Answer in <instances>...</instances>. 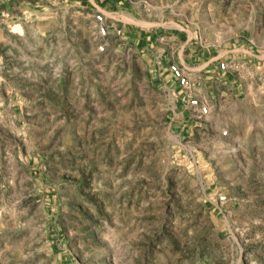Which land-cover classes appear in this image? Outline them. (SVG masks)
Instances as JSON below:
<instances>
[{"label":"rangeland","instance_id":"374dc122","mask_svg":"<svg viewBox=\"0 0 264 264\" xmlns=\"http://www.w3.org/2000/svg\"><path fill=\"white\" fill-rule=\"evenodd\" d=\"M0 264H264V0H0Z\"/></svg>","mask_w":264,"mask_h":264},{"label":"built area","instance_id":"2783aa9c","mask_svg":"<svg viewBox=\"0 0 264 264\" xmlns=\"http://www.w3.org/2000/svg\"><path fill=\"white\" fill-rule=\"evenodd\" d=\"M103 33L106 34L104 30H103ZM222 68L223 69L226 68L224 64L222 65ZM171 72L173 74V77L179 81L181 86H188L189 85V81L187 80L182 69L179 66H176V65L172 66ZM192 105L198 106V108L200 109V112L202 114H208V108L199 106L197 101H193ZM220 200H221V202H224V201H226V197H220Z\"/></svg>","mask_w":264,"mask_h":264}]
</instances>
